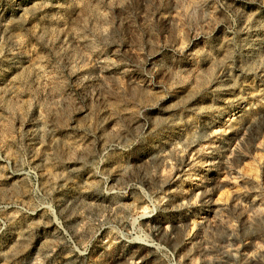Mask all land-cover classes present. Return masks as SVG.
<instances>
[{"label": "rangeland", "instance_id": "374dc122", "mask_svg": "<svg viewBox=\"0 0 264 264\" xmlns=\"http://www.w3.org/2000/svg\"><path fill=\"white\" fill-rule=\"evenodd\" d=\"M0 264H264V0H0Z\"/></svg>", "mask_w": 264, "mask_h": 264}]
</instances>
